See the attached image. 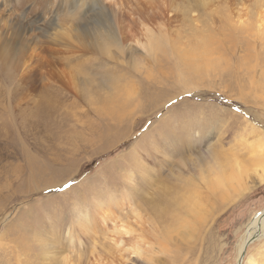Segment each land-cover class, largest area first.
I'll list each match as a JSON object with an SVG mask.
<instances>
[{
    "label": "rangeland",
    "instance_id": "obj_1",
    "mask_svg": "<svg viewBox=\"0 0 264 264\" xmlns=\"http://www.w3.org/2000/svg\"><path fill=\"white\" fill-rule=\"evenodd\" d=\"M263 171L264 0H0V264H236Z\"/></svg>",
    "mask_w": 264,
    "mask_h": 264
},
{
    "label": "bare ground",
    "instance_id": "obj_2",
    "mask_svg": "<svg viewBox=\"0 0 264 264\" xmlns=\"http://www.w3.org/2000/svg\"><path fill=\"white\" fill-rule=\"evenodd\" d=\"M260 138V137H259ZM256 143V142H255ZM260 143V142H259ZM258 143V144H259ZM252 145V142L250 143ZM262 144V143H261ZM256 145V144H255ZM262 146V145H261ZM251 147V146H250ZM263 147V146H262ZM262 147H259V148H262ZM258 149V147L256 148ZM263 149V148H262ZM252 151V150H251ZM254 151H252L253 153ZM231 162V161H230ZM238 164V163H237ZM227 165V163H225L224 165H220V169H218L219 171V174L220 175H223V173H225V170H223L222 168H225ZM238 166V165H237ZM236 166V167H237ZM217 168V167H216ZM232 168V167H231ZM235 168V166H234ZM239 168L240 165H239ZM240 174V173H239ZM241 175V174H240ZM219 176V175H218ZM221 177V176H220ZM257 182L259 184L261 183H264V171L258 176L257 178ZM217 181V180H216ZM256 182V183H257ZM220 185V184H219ZM194 197V196H193ZM191 201V200H190ZM189 201V202H190ZM197 201L196 203L194 202V204L192 205L191 207V210L192 212H194L196 215H200L201 213H203V208L201 206L200 201L198 200H195ZM193 203V202H192ZM188 204V203H187ZM190 204V203H189ZM188 204V205H189ZM247 231L245 233V236H244V239H241L240 243L238 244V247H237V259L239 260V257L241 256L240 255V252H242V249H243V255H244V251H245V248H246V245L247 243L249 242V239L255 234H261V235H264V211H262L261 213H259L258 215H255L253 217V219L247 224ZM256 227H259V229H256ZM114 233L112 235H115V239L113 240V246L115 245L116 247H119V248H124V252L128 253V255H135L137 257H140L142 258L144 256V254L151 250L150 247L146 246V243H140V242H134V246L132 245L130 248H128L130 245L127 246V243L126 242H129V244L131 243L130 241L133 240H142L143 239V236L142 235H134V232H133V228L131 227H125L124 224H120V225H115L114 226ZM137 231V230H136ZM138 232V231H137ZM141 233V232H140ZM261 235L259 237H261ZM113 239V238H112ZM148 240V239H146ZM145 240V241H146ZM132 241V242H133ZM152 241V240H151ZM125 249H128L125 251ZM150 253V252H149ZM130 257V256H128ZM130 259V258H129ZM67 260V259H66ZM137 261V260H136ZM242 261V259H241ZM255 261V260H254ZM254 261L249 258V260L247 261L246 264H257V263H254ZM236 264H239L238 261Z\"/></svg>",
    "mask_w": 264,
    "mask_h": 264
},
{
    "label": "water",
    "instance_id": "obj_3",
    "mask_svg": "<svg viewBox=\"0 0 264 264\" xmlns=\"http://www.w3.org/2000/svg\"><path fill=\"white\" fill-rule=\"evenodd\" d=\"M243 257V254H241V256L239 257V260H238V263L240 264L241 263V259Z\"/></svg>",
    "mask_w": 264,
    "mask_h": 264
},
{
    "label": "snow or ice",
    "instance_id": "obj_4",
    "mask_svg": "<svg viewBox=\"0 0 264 264\" xmlns=\"http://www.w3.org/2000/svg\"><path fill=\"white\" fill-rule=\"evenodd\" d=\"M68 187H71V184L70 183L65 185V188H68Z\"/></svg>",
    "mask_w": 264,
    "mask_h": 264
}]
</instances>
